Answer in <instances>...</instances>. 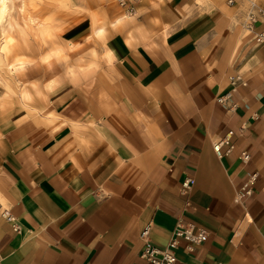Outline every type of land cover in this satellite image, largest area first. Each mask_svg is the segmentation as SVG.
<instances>
[{"label": "crops", "instance_id": "0c3cea01", "mask_svg": "<svg viewBox=\"0 0 264 264\" xmlns=\"http://www.w3.org/2000/svg\"><path fill=\"white\" fill-rule=\"evenodd\" d=\"M121 13L59 29L35 110L0 100V264H149L178 223L207 239L175 238V264H264V24L227 0Z\"/></svg>", "mask_w": 264, "mask_h": 264}, {"label": "rangeland", "instance_id": "374dc122", "mask_svg": "<svg viewBox=\"0 0 264 264\" xmlns=\"http://www.w3.org/2000/svg\"><path fill=\"white\" fill-rule=\"evenodd\" d=\"M142 1H126L125 5L121 6L120 0H20V7L22 3L26 6L24 8L25 13L21 11L22 13L19 12L18 17H14V21L19 27L15 30L13 42L8 43L9 46L7 45L5 58L6 66H15L16 70L10 76L7 74V68H0V100L8 102L14 97L21 104L22 101L19 98L21 90H27L32 94L36 89L35 82H30L31 78L37 79L38 84H43L46 82L45 79L51 77L50 75L54 73L56 68L59 69L61 67L63 63L54 59L65 56V52L71 50L75 45L69 42L66 44L67 47L63 48V44L58 41L59 29L72 26L81 20L89 21V16L93 12L98 15L99 25L105 26L111 20L113 9L119 7L121 11H128L129 8H132V13L128 12V15L132 16L134 15L135 7ZM227 4H235L242 26L246 24L249 12L254 11L256 13L255 7H264V0H227ZM27 16H31L33 19L32 24L27 22ZM96 27V20L92 17L90 37L94 40H97L94 36ZM16 53L25 54L26 56ZM11 58L12 61L9 62L8 60ZM66 58H68L67 55ZM32 62H36V66L26 67L24 75L21 77V82L17 79L16 74L26 64ZM70 66L72 67L73 65ZM31 74L34 75L31 76ZM15 80L18 81V84L14 82Z\"/></svg>", "mask_w": 264, "mask_h": 264}, {"label": "built area", "instance_id": "2783aa9c", "mask_svg": "<svg viewBox=\"0 0 264 264\" xmlns=\"http://www.w3.org/2000/svg\"><path fill=\"white\" fill-rule=\"evenodd\" d=\"M126 1L131 0H120V5H125ZM255 7V6H254ZM256 9V13L254 11L249 12L247 15V24L245 26L248 29H253L255 25L264 23V7H260ZM129 13H132V8L128 9ZM257 22V23H256ZM256 38L260 41H264V32H260L256 35ZM243 159L248 160V155L243 154ZM255 180V174L250 177V179L245 182L238 192L237 196L239 198L250 195L251 193V186L254 183ZM189 183H192L191 180H189ZM186 185V183H185ZM8 220H12L11 217H8ZM15 230L17 229L15 226L13 227ZM150 228L149 226H145L141 233L140 237L144 240L147 239L149 235ZM173 238L169 240L167 246L163 249L157 248L155 246H152L148 242L144 243L143 249L141 250V257L145 259L149 264H175L176 262V256H175V249L177 247V241L175 238H182L185 241H187L190 245H197L201 244L207 239V234L199 229L196 228L192 224H182L178 223L173 231ZM189 249H191L189 247Z\"/></svg>", "mask_w": 264, "mask_h": 264}, {"label": "bare ground", "instance_id": "6f19581e", "mask_svg": "<svg viewBox=\"0 0 264 264\" xmlns=\"http://www.w3.org/2000/svg\"><path fill=\"white\" fill-rule=\"evenodd\" d=\"M25 4L22 3L21 4V8H22V11L23 13L24 12V8H25ZM261 6H257V8H260ZM26 11V9H25ZM27 12V11H26ZM122 14L118 15L114 20H113V23L119 25L121 24L122 22H124L125 19H127L129 17V13L128 11H123L122 10ZM22 13V12H21ZM125 13V14H124ZM14 19V18H13ZM24 19V18H23ZM248 21V19H246ZM247 21H246V24H247ZM27 22L29 24H32L33 23V19L31 18V16H27ZM41 23V22H40ZM257 23V22H256ZM264 24V23H262ZM262 24H259V25H262ZM40 25V24H39ZM258 25V23L256 24ZM19 26L17 25L16 22H11V21H7V20H0V68H4L6 69L7 68V74H9L10 76H12V74L15 72L16 68L15 66H6V63H5V58H6V53H7V45L8 43L10 42H13L12 40H14V33H15V30L18 28ZM41 27V26H40ZM21 29V27H20ZM30 29V28H29ZM40 30V29H39ZM24 32V31H23ZM262 33V31H261ZM25 34V33H23ZM22 34V35H23ZM40 34V33H39ZM42 34V33H41ZM20 35V34H19ZM24 36V35H23ZM9 46V45H8ZM16 65V64H15ZM15 76V75H14ZM16 84H18V81L15 80L14 81ZM20 84V83H19ZM20 87V86H19ZM18 90V89H17ZM12 91V90H11ZM36 94H40V91L36 90ZM19 98L21 99L22 101V104L27 107V108H30V110H35L36 108L33 107L31 104L33 103V96L30 94L29 91L27 90H21L20 94H19Z\"/></svg>", "mask_w": 264, "mask_h": 264}, {"label": "clouds", "instance_id": "9594fccd", "mask_svg": "<svg viewBox=\"0 0 264 264\" xmlns=\"http://www.w3.org/2000/svg\"><path fill=\"white\" fill-rule=\"evenodd\" d=\"M21 11L20 0H0V20H7L14 23L13 18L18 17Z\"/></svg>", "mask_w": 264, "mask_h": 264}]
</instances>
